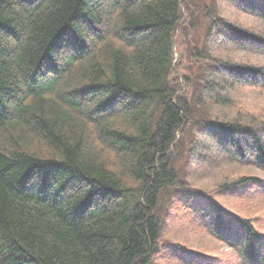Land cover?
I'll return each instance as SVG.
<instances>
[{
  "label": "trees",
  "instance_id": "1",
  "mask_svg": "<svg viewBox=\"0 0 264 264\" xmlns=\"http://www.w3.org/2000/svg\"><path fill=\"white\" fill-rule=\"evenodd\" d=\"M220 1H240L264 25V0ZM195 6L0 0V264H151L160 209L193 199L176 165L198 143L187 127L232 136L219 143L228 160L264 171V122L212 116L238 84H264V65L222 54L264 57V27L232 23L216 0ZM184 35L188 65L183 50L174 59ZM263 183L244 175L229 185ZM209 211L210 232L241 262L264 264V233L249 218L233 230L215 201Z\"/></svg>",
  "mask_w": 264,
  "mask_h": 264
},
{
  "label": "rangeland",
  "instance_id": "2",
  "mask_svg": "<svg viewBox=\"0 0 264 264\" xmlns=\"http://www.w3.org/2000/svg\"><path fill=\"white\" fill-rule=\"evenodd\" d=\"M204 1L209 0H188L194 10L197 7L195 5ZM216 1L218 6L222 7L219 14L232 23L243 24L250 28L264 27L247 13L245 7L239 4L240 1L237 5L231 6L220 0ZM182 12L186 15L183 7ZM178 39L179 43L175 44L174 50L175 62L183 58L180 52L184 51V55L188 52L191 41L185 35L179 36ZM226 48L222 54L234 62L264 65V57L260 53L254 55L250 51ZM253 51L260 52L255 49ZM183 62L188 65L187 55L184 56ZM216 78L218 85L219 83L220 86L222 85L220 91L225 93L226 88L223 86L232 84V80L226 78L224 73L216 75ZM234 80L236 82L239 79ZM222 94L220 92V95ZM225 95L229 98V104L216 109L212 115L214 118L224 114L232 116L239 114V116L244 115V118L254 119L256 124L264 122V84L254 86L238 84L232 92H227ZM186 132L198 137V143L189 159L186 153L182 158L178 155L176 165L180 163L179 165L184 167L181 177L193 199L189 202L178 200L171 207L163 205L160 209V217L166 210L162 217V240L151 264H245L241 262L236 246L229 242L228 238H221L210 232L209 225L215 212L210 213L209 205L212 201L216 202L224 219L232 223L233 230L239 218H249L254 226L264 233V183L263 186L253 189L239 186L242 188V193L237 192L239 188L233 191V186L229 185L230 182L244 175L256 176L264 180V171L250 162L231 163L228 160L227 155L221 150L223 145L220 144L226 143V140L232 136L221 135L217 131L209 132V130L206 133L198 132L191 126L187 127ZM224 183L226 187H223ZM233 230H226L227 235L235 233Z\"/></svg>",
  "mask_w": 264,
  "mask_h": 264
}]
</instances>
